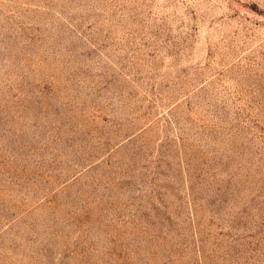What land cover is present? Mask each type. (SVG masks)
<instances>
[{
    "label": "rangeland",
    "instance_id": "rangeland-1",
    "mask_svg": "<svg viewBox=\"0 0 264 264\" xmlns=\"http://www.w3.org/2000/svg\"><path fill=\"white\" fill-rule=\"evenodd\" d=\"M0 264H264V0H0Z\"/></svg>",
    "mask_w": 264,
    "mask_h": 264
}]
</instances>
